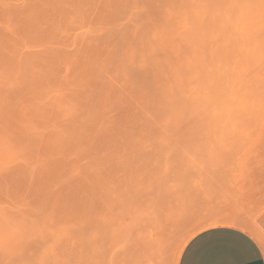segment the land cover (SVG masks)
Segmentation results:
<instances>
[{
	"label": "rangeland",
	"instance_id": "rangeland-1",
	"mask_svg": "<svg viewBox=\"0 0 264 264\" xmlns=\"http://www.w3.org/2000/svg\"><path fill=\"white\" fill-rule=\"evenodd\" d=\"M65 1L68 0H48L52 3ZM142 1L116 0L111 11L102 12L99 18L76 19L57 28H47L46 25L28 24L26 27H14L26 7L34 5L32 3L37 0H0V118L22 116L23 103L29 107L35 104L40 110L35 116H29L28 141L14 154L4 153L2 156L0 264H179L191 239L215 222L219 224L217 226L240 225L264 249V82L254 79L264 74V62L260 61L264 58V14L263 7L258 5L264 0H253V3L252 0H184L189 12L193 10L189 17L186 7H183L185 10L179 8L184 5L181 4L183 0H175V7L173 4L170 6L174 0H156L159 1L157 10L161 8V11L154 13L165 12L160 17L164 21L153 18L152 9L148 18L142 3L150 0ZM156 1L151 0L152 5L149 2L145 4L156 9L153 6ZM40 2L43 0L37 3ZM167 2L170 3L166 5ZM209 3L212 7H206L214 9L211 13L208 8L201 7ZM204 9L210 14L206 18L216 22L212 26L210 24L212 30L217 31L216 35L214 30L208 31L211 34L207 32L209 23H205L207 14ZM124 14L127 17L125 21ZM176 14L180 19L175 17ZM144 15L147 16L145 21L153 26L151 29L157 24L154 22L159 21L157 29L146 28L149 24L143 23ZM191 18L192 22L195 19V26L201 21L196 30L189 29L193 30V35L198 34L197 30L205 35L201 33L205 30L210 44L215 46L218 42L216 50L224 49L227 55L232 56L244 69L246 77L250 76L248 73L254 74H251L253 80L243 82L244 86L241 83V86L227 88L226 97H231L233 103L228 97L218 103L212 101L202 112L204 118L208 115L205 113H209L210 120L216 118V122L205 121L208 122L207 129L208 125H216L214 130L220 131V135L216 133L212 139L211 131H216L208 129L205 133L202 129L206 126L198 115L195 116L198 119L194 116L187 119L192 121V128L186 120V123L177 121L187 134L181 133L180 129H169L175 133L170 131L167 134L168 129L165 128L147 132L119 130L98 133V128L93 125L88 127L89 132L80 134L82 114L88 103L74 99L83 98V85H80L84 82L89 84V87L85 86L89 94L95 83L91 81V75L95 74L97 67L107 70L101 77L100 87L104 88V84L115 87L117 83L111 84L110 80L123 55L131 52L128 47L139 48L133 50L138 63L144 53H149L140 49L143 42L160 35H189L186 29L193 26L189 21ZM187 21L192 25L186 24ZM203 22L207 26H203ZM215 24L220 30L214 28L217 27ZM123 25L126 34L119 29ZM146 29L150 35L148 32L145 35ZM100 39H109L116 49L120 46L119 52L116 49L112 51L114 61L110 66L106 51L97 48L96 43ZM98 58L100 66L92 65ZM101 88L94 105L89 107L93 114L94 106L98 108L104 104L99 92ZM224 101L228 108L223 105ZM235 108L241 112L234 111L237 114L234 118L229 113H234ZM137 109L142 112L141 108ZM220 109L228 115L225 116ZM199 112L196 114L201 115ZM148 117L153 122V118ZM73 126L77 129L74 130ZM64 128L67 130L62 133L60 130ZM94 131L95 135L92 134ZM195 131L197 133H192ZM55 139L61 140L58 148L54 144ZM62 173L66 176L58 179ZM106 175L109 177L101 179ZM28 241L34 245L37 242L40 249L30 245L33 252L41 250L39 256L34 252L37 259L32 250L27 249ZM23 251L30 254L27 259L31 261H27L25 255H19ZM13 252L18 254L14 257L16 253Z\"/></svg>",
	"mask_w": 264,
	"mask_h": 264
},
{
	"label": "bare ground",
	"instance_id": "bare-ground-1",
	"mask_svg": "<svg viewBox=\"0 0 264 264\" xmlns=\"http://www.w3.org/2000/svg\"><path fill=\"white\" fill-rule=\"evenodd\" d=\"M39 1H41V0H37V2H39ZM115 1L116 0H68L65 2H53L52 3V2H48V0H43V2H40V3L36 2V3H32L34 5H28L26 7V10H24L23 14L21 15V18L19 17L17 19L16 23L14 24V27H20L21 25L26 27L28 24V25H34V26H39V27L46 25L47 28H51V27L57 28V26H61V25L66 24V23L67 24L71 23L73 20H76V19L77 20L80 19L81 21L88 20L90 18L96 19V18L100 17L102 12H105V11L110 12ZM140 1H142V0H140ZM154 1H156V0H154ZM20 2H23V1H20ZM142 2H140V3H142ZM165 2H166V0H165ZM170 2H167L166 5H168V3H170ZM177 2H179V1H177ZM254 2H256V1H254ZM128 3H130V1H128ZM145 3L151 4L152 2L150 0V1H146ZM162 3H161V6L163 5ZM174 3L177 4L174 0V2L171 3L170 6H173ZM252 3H253V0H252ZM144 4L142 3V5L145 7L144 10H145V13L147 12L146 15L148 16V18L151 15L150 13H151V9H152L153 18H155V19L158 18V20H159V18L162 16L161 13H163V12H160L159 14H157L159 12V10L161 9L160 8L161 6H160L159 7L160 9L157 10V8H158L157 5L159 4V1L158 2L156 1V5H155V2L153 3L154 4L153 6H156V9H155V7L151 8L150 5L146 6V4L145 5ZM178 4H180V3H178ZM181 4H184V5H182L180 7L179 6H176V7H179L181 9L183 7H186L185 5H188V4H185L184 0ZM209 5H210V3L208 5H206V4L202 5L201 7L208 8L209 9L208 11L211 13V10L214 11V9H210L209 7H206ZM258 5H260V7H263L262 13L264 14V1H262ZM138 6H140L139 1H138ZM193 6L195 7V4H193ZM193 6L190 5V7H193ZM105 7H107V9ZM146 7H148L147 9H149L150 11H148L146 9ZM174 7H175V5H174ZM197 7L198 6H196V9H197ZM132 8L134 10V7H132ZM187 8H189V7H186L185 8L186 10L184 8L183 9L186 11L187 16H188V15H190V13H192L193 10L191 9V12H189L190 9H187ZM178 9L176 11L180 10V9L179 10ZM153 10H155V11H153ZM198 11L200 12V10H198ZM208 11H207V9L203 10V12L204 13L206 12V14H207L204 16L205 23H207V24L209 23V25L207 26V24H205L203 22V26H204V24H205V26H207L206 27L207 32L210 30L211 31L214 30V33L215 32L217 33V31H215V29L212 30V28L210 27V24L212 26L216 22L213 21L214 23H212V22H210L211 20L206 18L207 16L210 15ZM253 11H255V10H253ZM138 12L140 13L141 9H139ZM148 12H149V14H148ZM154 12H157V13H154ZM139 13H137V14H139ZM153 13H154V15H153ZM164 14H166V13L164 12L163 15ZM178 14H180V13H178ZM193 14H195V13H193ZM141 15H142V13H140V16ZM146 15H144L143 21H145V18L147 17ZM155 15L157 17H154ZM124 16H125V14H124ZM132 16L134 17V14H132ZM176 16H178V15L176 14L175 17ZM200 16H202V15H200ZM138 17H139V15H138ZM190 17H192V16H190ZM124 18H125L124 19V21H125L127 17L125 16ZM178 18H179V16H178ZM160 19H163V18H160ZM187 19L188 18L186 17V20ZM199 19L200 18H198V20ZM158 20L157 21L154 20V21H156L154 23H157L159 25ZM194 20H193V22H192V18H191V20H189L193 24V26H189V27L187 26L188 28L187 27H186L187 29L185 28L188 32H190V34L187 32L189 35H186V36L160 35L159 38L155 37L156 39L147 40V42L142 41L143 43L141 44L140 49L144 50V51L147 50L149 53H144L143 56H141V60L138 61V63L135 61L136 55L133 52V50L139 49V48H136L134 46L128 47L131 52H127L126 55H123L124 57L119 61L117 67L115 68L114 75H113L112 79L110 80L111 84H114V83L118 84V85L116 84L115 87L111 86L113 88L107 87V86H105V84L103 85L104 88L100 87V85H101L100 83H101V79H102L101 77L103 74L106 73L107 70L104 67H102V68L97 67L95 74L91 75L92 76L91 81L92 82L94 81L96 84L93 83L92 89L90 90L89 94H88L87 89L85 87V86L89 87V84L84 82L83 84L80 85V87L83 85V87H82L83 98L77 97L74 99L76 102H82L83 101V103H88V107L83 111V114H82L83 125H80V134H82L84 132H89L88 127L91 125H93L94 128H98V133H102L104 131L105 132H114V131H119V130H124V131H131V130H142V131H144V130H146V132H147V130H149V129H164L165 128L164 130L168 129L167 134H170V131H171V133L174 134L175 132H172V130L169 131V129L176 130V129H180L181 128L180 126L183 127L182 124L180 126H179L180 123L178 124V122L180 120L181 121L186 120V122H188L189 124L192 123V121H190L192 119L191 117L192 116L195 117L196 115H198L199 117L201 116L200 119H202V120L201 121L199 120V121L203 122L205 124L206 127H204V128H206V131L204 128L202 129V130H204L205 133H207L208 129L214 130L215 128H217L216 125L214 127V126H212L213 124H211V125H208L209 128L207 129L208 122L206 123L205 119L210 120L209 113L204 114V115L208 114L206 116V118H204L202 116L206 110V105H209L208 104L209 102L211 105L212 101L217 102V101H221L224 98L226 99L227 97H228V99L231 98L229 96L226 97V94H227L226 91L228 92V90H227L228 87L230 88V86H235V85H238V86L243 85L244 86L245 83H243V82H246V81L250 82L251 80H253L252 75H254V74H252L251 68H253L256 64H254V66H252L251 68L249 67L250 68L249 70H251L250 72L252 74L251 75L248 73V75L251 76V79H249L250 76H248V77H246L247 75L245 76L244 69H242L241 67H239L237 65L238 62L234 61L232 56L227 55L224 52L225 51L224 49H223L224 51L222 50L223 52L219 51L218 48L216 50L215 46L217 45L218 42H216L215 46L213 44L212 45L210 44V41H209L210 39L208 38V35L206 36L207 32H205L203 27H202V29L204 31H201V28L199 30L201 31V33L204 32L205 35L204 34L201 35L198 32V30L196 31L198 34H196V32H195L196 35H193L194 34L193 30L190 31L189 29L193 28L194 30H196V27L197 28L200 27L198 24L201 22V21L199 22L198 20H196L199 23L197 22L198 24L195 26ZM163 21H164V19H163ZM163 21L160 20V23H162ZM124 23H126V22H124ZM143 23L149 24L146 21ZM154 23H152V24L154 25ZM191 23L189 24V22L187 21L186 24L192 25ZM217 23L220 24V22H217ZM150 24L146 28L150 27ZM156 25L154 27L155 29H157ZM217 25L215 24L214 26H217ZM124 26L125 25H123V27ZM160 26H161V24H160ZM111 27H113V26L111 25ZM123 27L119 28V29L124 30V33H125L126 29H125V27L123 29ZM152 27H150V29ZM158 28H160V27H158ZM214 28H216V29L218 28L220 30L219 26L214 27ZM153 29H151V30H153ZM223 29H225V27ZM223 29L221 28V30H223ZM109 30H111V29H109ZM117 30H113V31L118 32ZM148 30L149 29H146L145 35H146V32H148ZM186 30L184 31V29H183L182 32H185V34H186ZM143 32H144V28H143ZM148 33L150 35V32H148ZM155 33H156V31H155ZM216 33H215V35H216ZM220 33H221V31H220ZM220 33H219V35H220ZM119 34H121V33L119 32ZM191 34H192V36H190ZM209 34H211V33H209ZM145 35H143V36H145ZM209 36H211V35H209ZM120 37H122V36H120ZM62 38H64V37H62ZM217 38H215V41ZM222 38L223 37H221V39ZM123 39H124V37H123ZM221 39H218V40H221ZM105 40L100 39L96 43V45H97V48H99L101 50L103 49L104 51H106L105 53L108 54L109 59H110V61H109V66H110L111 62L113 64V61H114V57H113L114 55H111V53L114 49H116V47H114L113 45L110 44L109 39L107 41H105ZM117 40H118V38H117ZM261 40H262V37H261ZM119 41L121 42L122 40H119ZM211 41H213V40H211ZM231 42L230 43L233 44V41H231ZM121 43H123V41ZM225 45H227V44H225ZM119 47L120 46L118 45V48L116 49V51L118 49H120ZM229 47L231 48L230 45H229ZM230 48H228V49H230ZM226 49H227V47H226ZM228 51L229 50H227V52ZM234 51H235V49H234ZM117 52H119V51H117ZM137 52L138 51H136V53ZM70 54H71V52H70ZM229 54H231V52H229ZM242 54H243V52H242ZM256 55H258V54H256ZM43 56H45V55H43ZM70 56L71 55H69V57ZM240 56H241V54H240ZM248 58H249V56H248ZM251 58H252V56H251ZM263 59L264 58H262V60H260V61L264 62ZM240 60H241V58H240ZM243 60H244V58H243ZM257 60H258V57H257ZM100 63H101V61L98 58L97 60L92 62V65H99L100 66ZM263 67H264V64H263ZM111 68L112 67H110V70H111ZM254 71H255V68H254ZM108 72H110V71H108ZM109 75H111V74H109ZM108 77L109 76H107V79H108ZM254 79H257V81H263L264 82V74L257 75ZM241 83H243V84H241ZM260 86H261V84H260ZM99 88H101L99 90V92L101 93L100 97H102L104 99V101H103L104 104L98 108L96 106H94L96 109H95L94 114H93L89 110V107L94 105V101L96 100V97L98 96V89ZM241 88L244 89L243 87H241ZM232 92H234V90ZM229 93H230V90H229ZM72 96H71V98H72ZM236 101L237 100H235V102ZM216 102H215V106L218 103V102L217 103ZM231 102L233 103V99L231 100ZM231 102H229V104ZM225 103H226V101H224L223 105H225L226 108H228V106H227L228 104L226 105ZM234 104H236V103H234ZM234 104H233V106H234ZM223 105H221V106H223ZM1 106H2V104H1ZM217 106H218V104H217ZM137 107L141 108L142 112L139 111L137 109ZM219 107L220 106H218L217 108H219ZM226 108H225V110H226ZM37 110H38V112L40 111L35 106V104H32L29 107V105L23 103L24 113L22 116L19 117L18 115H10L7 118H0V165H2V160H3L2 156L4 153H9L10 155H12V154H14V151L16 149H18L20 146H22L25 142L28 141V140H26L28 137L27 136V130H28V128H31L29 116H31V117L35 116V113ZM208 110H211V109L209 108ZM223 111H222V113H223ZM234 111H237V113H240L241 109L235 108V110H233L232 112H234ZM238 111H240V112H238ZM196 112H199V113L203 112V113L200 115V114H196ZM224 113L226 116L227 113L225 111H224ZM229 114L230 115L233 114V117H234V115H236V117H237L236 112L229 113ZM222 115L223 114H221V116ZM148 116L153 118V122L149 121ZM198 116L195 117V119L196 118L198 119L199 118ZM225 116H222V117H225ZM187 119H190V120L188 121ZM215 119L214 120L211 119L210 122L212 123V121H215ZM87 120L89 121L88 124H87V122H88ZM85 122H86V125H85ZM219 122H220V120L218 121V124H219ZM223 123H224V118H223ZM227 124H229V123H227ZM184 125H186V124H184ZM249 125H250V123H249ZM77 126H73V129L76 130ZM194 126H196L195 122H194ZM190 127L192 128L193 125H191ZM202 127H203V125H202ZM191 128H189V129H191ZM198 129H200V128L198 127ZM227 129H226V133L229 131V130L227 131ZM230 129H231V126H230ZM66 130H67V128H64L60 131H62V133H63ZM216 130H214V131H216ZM161 131H163V130H161ZM180 131H181V133L184 131V133L187 134L185 132L186 131L185 129L183 131L180 129ZM199 131H198V133L201 132V131L200 132ZM234 131H235V129H234ZM209 132H208L207 136L211 135ZM211 132L213 133L211 135V138L214 137L213 135L216 133L220 135V131L219 132L216 131L215 133L213 131H211ZM90 133H91V131H90ZM192 133H197V132L195 131ZM92 134L95 135L96 132L94 131V132H92ZM201 134H203V131L201 132ZM221 135H222V133H221ZM212 139H215V138H212ZM60 141H61L60 139H58L57 141L55 139L54 144H55L56 148H58V146L60 145ZM205 141H207V139ZM208 141H210V140H208ZM34 172H35V170H34ZM64 176H66V174L62 173L60 176L58 175L57 178L61 179ZM32 177H33V175H32ZM108 177L109 176L106 175L104 177H101V179H105ZM99 178H97V179H99ZM8 179H9V177H8ZM263 185H261L262 188H263ZM261 186H260V189H261ZM58 188L59 187H57V189ZM258 189H256V191L260 190V189L259 190ZM47 205H45V206H47ZM2 215H4V214H2ZM40 218H41V216H40ZM37 219H39V218H37ZM38 223H39V221H38ZM217 225H219V224L217 222H215V225L213 224L212 227L217 226ZM29 233L31 235V232H29ZM195 233H194V235H195ZM11 239H12V236H11ZM11 242H12V240H11ZM38 242L41 243L40 240ZM42 242H43V240H42ZM46 242H48V241H46ZM46 242H45V244H47ZM26 243H27V240H26ZM26 243H25V245L27 247ZM28 244H29V246L27 247L28 250H32L31 248L33 246H35V247L38 246V245H36L37 242L34 245L32 243L30 244V242L28 241ZM41 244L43 245L44 243H41ZM21 245L22 244H19V246H21ZM30 245L31 246L33 245V246L30 247ZM19 246H18V248H19ZM23 247H24V243H23ZM29 247H30V249H29ZM37 248H39V246ZM41 248H43V246H41ZM25 251H26V248H25ZM38 251L39 250H37V252ZM32 252H33V250H32ZM34 252H33L34 257L36 256V254H38V256H39L40 255L39 253L41 252V250L38 253L35 252L36 254H34ZM13 253L15 254L16 252H13ZM18 253H16L14 255V257ZM22 253H24V251ZM21 254H19L21 257H23L25 255L24 258H26L27 261H29V260L31 261L30 258H29V260L27 259V257L30 255V254H28V252H26V254L24 253L23 255H21ZM33 255H31V256H33ZM11 256L13 257V254H11ZM38 256H36V257H38Z\"/></svg>",
	"mask_w": 264,
	"mask_h": 264
},
{
	"label": "crops",
	"instance_id": "crops-1",
	"mask_svg": "<svg viewBox=\"0 0 264 264\" xmlns=\"http://www.w3.org/2000/svg\"><path fill=\"white\" fill-rule=\"evenodd\" d=\"M179 264H264V249L240 225H220L192 238Z\"/></svg>",
	"mask_w": 264,
	"mask_h": 264
}]
</instances>
